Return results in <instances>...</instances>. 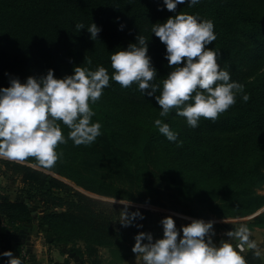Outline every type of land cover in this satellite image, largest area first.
Wrapping results in <instances>:
<instances>
[{"label": "trees", "instance_id": "obj_1", "mask_svg": "<svg viewBox=\"0 0 264 264\" xmlns=\"http://www.w3.org/2000/svg\"><path fill=\"white\" fill-rule=\"evenodd\" d=\"M180 12L213 21L216 40L209 47L217 51L218 63L231 80L244 85L249 100L237 93L236 103L217 119L202 117L193 128L175 109L160 116L155 98L143 95L135 83L125 88L110 79L105 90L146 98L178 138L170 141L154 122L110 110L101 97L90 105L92 122L101 124V135L91 144L68 139L58 146L62 155L50 167L34 157L21 161L35 167L1 161L41 194L47 210L36 220L53 234L56 245L84 242L90 254L96 247L107 248L112 263L118 264L136 256L135 236L147 232L138 227L148 217L145 208L88 196L69 182L99 197L152 204L200 219L254 216L250 224L264 227V216L256 215L264 208V0H200L192 7L180 4L175 12L163 0H0V88L9 87L12 78L24 82L49 69L63 78L76 66L96 70L102 65L111 77L112 52L136 43L140 34L162 89L172 68L166 45L152 27ZM79 22L86 27L95 22L102 30L94 40L87 29L77 30ZM12 65L27 68L30 75L15 73ZM248 65H253L252 73L241 78ZM179 118L184 121L177 123ZM61 128L67 137L70 129L62 123ZM125 210L139 211L144 219L137 217L125 227ZM33 221L28 203L0 198V233L7 251L16 241L13 231ZM4 259L0 255V264Z\"/></svg>", "mask_w": 264, "mask_h": 264}, {"label": "clouds", "instance_id": "obj_2", "mask_svg": "<svg viewBox=\"0 0 264 264\" xmlns=\"http://www.w3.org/2000/svg\"><path fill=\"white\" fill-rule=\"evenodd\" d=\"M198 3L200 0H163L172 12L180 4L192 7ZM124 27L120 25L121 30ZM76 28L87 29L94 40L102 30L95 22L88 27L79 22ZM152 33L166 45V59L172 68L162 89L148 55V43L140 34L136 43L112 52L111 77L108 69L100 65L96 70L76 66L72 75L63 78H56L52 69L40 77L29 76L24 82L12 78L9 87L0 88V157H34L40 165L50 167L62 155L58 146L68 139L76 145L94 142L101 135V124L92 122L95 112L90 105L101 98L110 79L125 88L135 83L143 95L155 98L161 108L160 116L175 109L193 128L202 117L215 120L236 103L237 93H243L244 85L231 80L230 73L218 63L217 51L209 47L216 40L212 20L180 12L164 23L153 24ZM158 89L160 94L156 95ZM242 98L246 102L250 97L243 93ZM61 123L70 129L67 137ZM154 124L168 140L177 141L178 133L168 123L157 118ZM123 217L121 223L125 227L137 217L144 219L139 211L129 214L125 210ZM161 224L163 238L154 239L151 232L143 231L135 236L132 251L142 254L144 264H246L241 254L244 247H256L246 224L227 231L229 239L221 240L219 245L213 241L214 221L192 219L177 228L169 216ZM233 240L235 246L230 242ZM0 255L9 258L5 264H22L10 250Z\"/></svg>", "mask_w": 264, "mask_h": 264}, {"label": "rangeland", "instance_id": "obj_3", "mask_svg": "<svg viewBox=\"0 0 264 264\" xmlns=\"http://www.w3.org/2000/svg\"><path fill=\"white\" fill-rule=\"evenodd\" d=\"M11 67L15 73L30 75V71L25 67H20L18 65H12ZM252 68L253 65L244 67L242 69L241 78L248 77L252 73ZM101 97L102 101L108 105L107 107L110 110L123 115L128 119L153 123L157 118H159V111L144 97L124 92H111L105 89ZM181 121L183 122L184 120L179 118L177 123ZM5 160L18 161L31 166L34 165L21 160H10L8 158L0 157V198H6L12 202L20 201L28 203L32 208L33 216L35 218V221L32 223L23 224L13 231L16 241L13 242L12 253L14 256L20 258L22 264H114L112 263L113 257L107 248L96 247L97 249L95 253L90 254L87 251L86 244L84 242H71L56 245L53 242V234L49 232L46 227H39L38 221L36 220L39 215L43 214L47 210L40 199L41 194L26 186L23 183L21 176L8 171L5 168V165L1 162ZM69 183H71V185L78 191L94 198L145 208L148 212V217L143 223V228L147 232H151L154 239L163 238L164 231L161 221L166 217L171 216L175 220L177 228H181V226L189 224L192 219H200L152 204L142 205L99 197L86 192L72 182ZM203 220L205 222L214 220L229 221L238 220V218ZM214 229L216 228L214 227ZM216 230H218V232L223 231V229L220 230L219 228ZM182 235L183 233L181 231V236ZM225 237L227 240L229 239L227 236ZM218 242L220 243L221 241ZM230 242L233 243V241ZM5 251H7V248L0 233V253L2 254ZM8 259V257H5L2 264H5ZM96 259L100 263H93ZM126 262L131 264H144L142 254H137L135 257L129 258L128 260L118 264H124Z\"/></svg>", "mask_w": 264, "mask_h": 264}, {"label": "crops", "instance_id": "obj_4", "mask_svg": "<svg viewBox=\"0 0 264 264\" xmlns=\"http://www.w3.org/2000/svg\"><path fill=\"white\" fill-rule=\"evenodd\" d=\"M262 214L264 216V208L261 209L256 215ZM255 215V216H256ZM254 217V216H252ZM252 217L238 219V220H214V227L223 231L218 232V230L214 229L215 235L213 236V241L218 242L221 240H227L225 236L226 232L229 230H233L236 227H239L241 224H246L250 231V239L255 241L256 247L255 248H248L247 246L244 247L242 251V255L246 260V264H264V227H259L255 225H251ZM236 226V227H235ZM228 237V236H227ZM229 238V237H228ZM235 241L233 240V245L235 246ZM219 245V242L216 243ZM239 251V249H237ZM124 264H131L126 262Z\"/></svg>", "mask_w": 264, "mask_h": 264}]
</instances>
